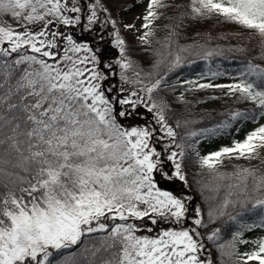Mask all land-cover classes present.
Wrapping results in <instances>:
<instances>
[{
  "label": "snow or ice",
  "instance_id": "obj_1",
  "mask_svg": "<svg viewBox=\"0 0 264 264\" xmlns=\"http://www.w3.org/2000/svg\"><path fill=\"white\" fill-rule=\"evenodd\" d=\"M137 6L139 26L122 27L153 49L148 65L134 58L110 0H0V264H264V234L246 235L264 229V65L249 57L234 72L209 67L211 79L169 83L193 63L187 54L209 64L223 55L214 39H236L230 52L258 45L264 58V0ZM173 7L239 31L181 44L169 17L161 38L158 21ZM222 75L231 82H213ZM163 90L178 92L175 101ZM209 90L250 106L195 117L173 108ZM245 121L242 138L201 144L240 133ZM194 166L217 181L193 174L202 203L188 191Z\"/></svg>",
  "mask_w": 264,
  "mask_h": 264
},
{
  "label": "trees",
  "instance_id": "obj_2",
  "mask_svg": "<svg viewBox=\"0 0 264 264\" xmlns=\"http://www.w3.org/2000/svg\"><path fill=\"white\" fill-rule=\"evenodd\" d=\"M167 2L173 6L180 5V4H187L189 0H167ZM114 5L113 12L114 15H116L117 19H119V14L122 12L126 7H122L123 3H111ZM180 12L179 8L173 7L170 11H166L164 14V18L161 19V21H158V23L161 25V27L158 29L157 35L161 38H163L164 35L167 34V32L170 29L164 28L163 25L167 24L169 20L167 18L171 17L172 22L179 24L180 28L179 31L181 33L180 37V43L181 44H190L192 41H196L197 43L203 42L205 39L206 33H212L214 36H217L221 33H228V32H235L231 31L230 25L221 21H218L215 17L211 19H192V18H180L178 16V13ZM196 22V23H195ZM192 28L194 31H192ZM199 33V35H197ZM236 39L228 40V39H214L209 41L210 44H216L219 45L223 50L224 54L220 56H214L211 59V63L209 64L208 61H205L204 59H201L196 56H192L190 53L187 54V58L191 59L193 61L192 64H188L185 62L184 64L180 65L177 69H175L174 73H170L169 75V83H173L176 76H179L180 79H190V78H196L197 74H201L204 76L205 79H211V77H208L206 73L209 70V67L212 71H223V72H234L237 68V65L245 62L249 57L253 59L254 63L262 64L264 65V58H261V50L259 49V46H252L249 45L250 51L247 53H238L235 51H228V47L231 44L236 43ZM133 45V51H134V58L138 61L142 62L144 65H148L152 63L156 59L155 52L153 49L148 48L146 45H141L139 43H131ZM153 48H160L159 44H154ZM236 79H239V77H236ZM230 81L232 80L231 76L222 75L218 76L213 82L217 81ZM179 88V85H177ZM214 93V94H213ZM163 94L167 96V98L171 101H175V96L178 95L177 93H171L167 90H163ZM186 99L190 101V105L185 109V106L179 103H173V108L178 110V113L181 115H193L198 116L205 111L212 114V116H216L218 113H220L223 109L228 108L230 106L232 107H240L244 108L246 106H250L247 104V102H240V103H234L235 97H231V101L229 103H223L221 99L214 100L211 99L213 95H217L221 98L222 95L219 90L216 92L209 91H193L186 93ZM208 97L209 99L205 103H197L198 100ZM226 97V96H225ZM225 101V100H224ZM203 105L211 106L209 108H200ZM208 123L207 120L195 125L197 127L204 126ZM252 124L251 121H245L241 126V132L235 133L232 132L231 135L225 134L223 136H218L212 138L210 142L202 141L201 144L205 145L207 147L211 146L215 142L219 141H231L233 136L238 137L243 131L246 129V127ZM177 131H181L180 129H177ZM261 161L259 163L253 164L259 166ZM234 165L233 161L231 163H226L224 166V169L226 171H231L232 166ZM196 168L198 171L195 175V179L197 181H200L204 184H213L216 183V179L206 170H200L197 167H191L188 170ZM193 180V174L190 171L189 174V181L190 184H192ZM223 183H228V181H224ZM178 186V183H177ZM192 189H194L197 192V197L195 198L196 203H202L203 202V194L200 192L199 185L198 184H192ZM225 189H221L220 195L222 196ZM209 195H214L212 192H208ZM237 212H239V208L236 209ZM261 231L264 233V229L255 228L251 230L250 232H247L246 235L250 236L252 231ZM247 246L241 245V251H244Z\"/></svg>",
  "mask_w": 264,
  "mask_h": 264
},
{
  "label": "rangeland",
  "instance_id": "obj_3",
  "mask_svg": "<svg viewBox=\"0 0 264 264\" xmlns=\"http://www.w3.org/2000/svg\"><path fill=\"white\" fill-rule=\"evenodd\" d=\"M172 1H176V0H172ZM123 3V4H127V5H132L131 8H125L122 12H120L119 14V19L121 21V30L123 32V34L126 36V38L129 40L130 43H139L137 40H135L134 38V32L132 30H127V29H123L122 25L123 23H136L137 26H139V24L141 23L140 20H136L135 19V15H138V14H141L142 13V8L138 7L137 6V0H110V3ZM196 23V22H195ZM231 28V31H239V29L234 26V25H230ZM192 31H194V29L192 28ZM230 81L226 80V81H217L215 83H229ZM214 94V93H213ZM232 96H221V101H223V103H229L231 101V98ZM225 100V101H224ZM211 106H208V105H203L201 106L200 108H209ZM252 126V124H249L246 129L243 131V133H241L237 138H242L243 137V134L244 132H246L250 127ZM231 141H219V142H215L213 143L211 146H209V148L211 147H214L218 144H221V143H230ZM261 158H264V151H262L261 153ZM261 161L260 158L256 159V160H252V161H243V160H236V159H233V163L234 165L236 164H248V163H251V164H256V163H259ZM190 174V171L192 174H196L197 173V169L194 168V169H191L190 171L187 170ZM188 191H190L194 197L196 198L197 197V192L190 188ZM259 234H264L263 232L261 231H252L251 232V236H254V235H259ZM249 247V246H247ZM249 264H255V262H249Z\"/></svg>",
  "mask_w": 264,
  "mask_h": 264
}]
</instances>
